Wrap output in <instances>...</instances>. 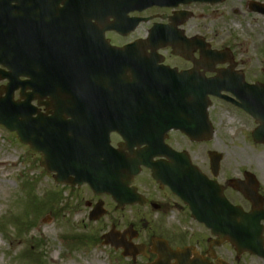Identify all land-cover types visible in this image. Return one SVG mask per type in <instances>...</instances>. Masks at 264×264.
Listing matches in <instances>:
<instances>
[{
	"label": "flooded vegetation",
	"instance_id": "1",
	"mask_svg": "<svg viewBox=\"0 0 264 264\" xmlns=\"http://www.w3.org/2000/svg\"><path fill=\"white\" fill-rule=\"evenodd\" d=\"M108 1L110 15L106 25L116 26L119 31L110 30L104 33V37L112 47L121 48L132 43H139V49L149 50L154 48L157 55V62L170 67L177 74L189 73L195 68V63H200L197 71L206 78L216 76L217 72L226 71L230 68V63L223 65H211L209 62H231L230 71L236 76L240 74L248 84H264V68L259 71V77L254 80L248 78L245 70V62H264V32L253 27L264 20V14L253 12L250 3L263 4L255 0H230L243 2L244 13L253 14L255 17H248V22L239 20L238 8H231L228 16L220 11L219 6L228 0H221L219 3H195L190 0H166L169 5L153 6L142 9V5L130 2H140L141 0H118L124 2L119 4L120 20L116 23L112 12L115 9L114 0ZM143 1V0H142ZM90 5H87V3ZM95 2V4H93ZM99 0H0V62H31L32 76L38 71V63L43 67V71L57 74L63 65V47L66 44V18L92 17L98 13ZM90 8L84 11V8ZM14 18L20 21L12 22ZM139 23L133 28L135 20ZM251 21V22H250ZM92 34L91 40H97L99 23L91 20ZM228 25H247L236 31ZM252 25V29L249 26ZM228 26V27H226ZM156 27L157 36L155 46L147 42L150 30ZM250 29V30H245ZM243 30V31H242ZM82 42V41H81ZM126 77L130 80L131 71L123 69ZM258 76V75H257ZM132 80V79H131ZM5 82H0V87ZM229 99H234L233 95L226 94ZM44 102L49 103V96L43 95ZM213 102L222 104L224 110L232 113L250 117L227 100L212 99ZM207 109V119L203 128L212 129V137L201 139L202 141H192L190 138L177 131H169L163 139V144L155 151L158 153L152 159L163 168L162 177L156 181L152 177L149 168L141 167L140 173L134 178L133 187L138 193L140 205L125 207L136 210L134 222L126 224L121 232L119 244L126 245L130 254L135 256L132 264H176L175 260H169L167 251L191 249L192 252L200 255L209 262L215 264L216 261H227L225 254L227 243L220 241L211 234L204 225L198 223L188 204L179 197L170 187V183L175 177L174 165L171 162V153H185L191 163L197 167L208 180L215 182L218 191L213 192L217 203L221 197L227 198L231 204L240 206L245 212L251 210L250 202L240 193L232 188L230 179L225 178L221 172L223 156L221 150L212 147L215 139L216 128H214L211 110ZM39 111L43 114L53 112L51 107H42ZM201 136V135H200ZM180 140L187 146H182ZM121 144L120 138L116 134H111V145L117 148ZM202 148L204 154L202 161H197V157L191 155L189 148ZM143 148V147H142ZM141 149V148H140ZM214 151L218 158V169L213 177L210 170L211 156ZM238 180L245 182L244 171L240 172ZM259 195L257 200L264 209V190L260 185L256 188ZM183 195L192 201L195 194L190 190H185ZM238 196L239 201L235 202L233 197ZM110 199L111 197L108 196ZM200 201V197H196ZM112 200V199H111ZM200 206L202 202L200 201ZM129 225L133 230H126ZM116 226V225H115ZM119 254L122 250H118ZM247 256V255H244Z\"/></svg>",
	"mask_w": 264,
	"mask_h": 264
},
{
	"label": "rangeland",
	"instance_id": "2",
	"mask_svg": "<svg viewBox=\"0 0 264 264\" xmlns=\"http://www.w3.org/2000/svg\"><path fill=\"white\" fill-rule=\"evenodd\" d=\"M242 5L241 1L228 0L217 8L225 13L224 16H228L231 8H238L239 20L248 22V17L255 16L245 14ZM257 21L259 23L253 28L264 32V20L260 18ZM228 26L236 31L248 27ZM249 28L252 29V25ZM245 65L251 81L261 77L259 71L264 68V62H245ZM211 105L216 108L211 110L216 128L211 148L221 150L223 176L234 178L242 170H247L264 190V146L254 144L250 139L254 122L224 110L219 102L212 101ZM180 144L187 146L183 140ZM189 149L191 155L205 165L203 149ZM39 159V155L20 144L15 134L0 126V162H3L0 166V264H52L53 255L58 250L54 264H131L100 241L88 240L81 244L72 237L99 238L112 224L118 229L125 228L127 222L134 221L136 210L117 212L107 197H96L85 186L80 189L56 185L52 176L39 166ZM233 199L239 201L238 196ZM86 201L91 205L102 201L106 216L96 223L88 222ZM46 217L49 219L43 222ZM225 258L237 264H264L263 260L250 256H241L235 261V253L229 246Z\"/></svg>",
	"mask_w": 264,
	"mask_h": 264
},
{
	"label": "water",
	"instance_id": "3",
	"mask_svg": "<svg viewBox=\"0 0 264 264\" xmlns=\"http://www.w3.org/2000/svg\"><path fill=\"white\" fill-rule=\"evenodd\" d=\"M131 51L133 52V54H135L134 50ZM141 58L144 61L145 57L142 56ZM146 59L149 58L147 57ZM8 67L11 68V66ZM26 74V71H23L18 75L14 74V79H18V76L20 75L25 77ZM194 77V82H191V86L189 89V91L194 92L193 111H191L190 113L181 114L171 112L169 115L172 118L168 122L170 124H168L167 129H165L168 130L170 128H174L193 138H195L197 135L196 123L198 118L202 117L204 119L202 126L203 124L205 125L206 107L209 105L208 96H220V92L224 90L221 80L222 77L220 78V80L218 78H214L211 80L198 79L197 74H195ZM11 83L12 82L10 81L8 85V87L10 88L8 89L7 87L8 90H5V96L3 98H0V125H3L10 132H15L19 137L20 142L24 145H27L31 151L39 152L42 154L41 165L48 172L56 173V175L54 176L55 181L57 183L64 182L70 184L71 186H73L75 183L81 184L82 182H87L96 194L110 193L108 188L112 187L117 189L118 183L112 182V180L119 177L118 172L115 171L114 174H111L108 168H106V172H103L104 169L98 166L99 164L103 163V161H100L102 157L92 159L91 162H93V164L88 163V167H85L84 170H81L82 167L80 163H85L87 161L83 159H91L96 154L100 156L101 152L97 151V143L85 146L82 142H78L85 141V136L81 139H79V136L72 137L73 132L77 130V128L73 126H78L80 120L69 123L62 121L61 119V116L65 114L66 109L73 106H77L80 108H103L106 105L104 103H96L94 100L91 102L90 98L84 95L80 96L78 98V101L75 102L76 99L74 100V98L70 97L67 93L62 94V92H60L59 89L56 88L51 89L53 92L51 93L50 106L54 109L53 118L44 119V116L38 115L37 118L39 119H32L35 112L30 105L31 99L27 95L23 94V90L27 88V83L20 84V100L16 102L13 101V91L16 90L17 87H11ZM106 87H108V85H106ZM152 87L156 92H159L160 95L163 94L162 96L169 100L176 99L177 95L181 94L182 91L177 90L173 85L171 86L169 84H159L156 80L154 81V85ZM70 90H75L80 93L89 91L86 86H82L80 88H66V91ZM184 90H186L187 92V88H185ZM242 91H248V94L242 93L240 95V99H249L250 103L239 105V107L250 114L260 124V126H258V128L255 129L252 134L254 142L264 143V108L255 107L251 102L253 96L251 97V95L249 94V92L252 91H260L264 93V88L258 87L256 85L254 87L249 86L247 87V89H244ZM259 97L262 96L259 95ZM160 98L163 99L162 97ZM174 104L177 105L176 102ZM179 115L190 117L188 118V120H185L181 119ZM192 117H194V120L192 119ZM88 123L92 124L93 121L88 120ZM103 131L104 128H97L95 139H99V136L100 134L102 135ZM117 131L120 130L117 129ZM104 133V138L102 139L104 141L103 145L105 146V149H108L107 135L109 133V130H106ZM85 147H87L86 149L88 150L84 151L83 149ZM128 148L131 147L128 146ZM145 155H147V161L149 162V154ZM215 162L216 164H214L212 170L214 172L217 169V161ZM141 163L143 162L138 161L137 163L131 165L129 168V165L124 166V168H127V173L123 175L124 178L131 181L132 177L136 173H138L137 169ZM82 171L85 172V174L82 173ZM122 171L123 170H121V172ZM73 172L77 173V175L73 174ZM71 175H73V180L69 179ZM245 177L247 179L246 184L236 182V185L234 187L252 203V213L244 214L240 208L233 207L229 203H225V206L221 205V208L219 209L217 204H211L210 196L207 195V192H204V194H206L207 196V199L205 198L206 205L204 209L200 208V210H198L196 218L200 220V222H203L205 226L211 230L212 234L219 237L221 241L226 240L227 242H229L235 248L237 256H240L242 253L247 252L264 258L262 226L260 225V221L264 220V211L262 212L257 209L258 203L254 195L256 184L253 181V176L250 174H245ZM177 178L178 180H180V177ZM195 180V183H190L189 186L185 182H180L177 186L178 191L181 192V189H186V187L195 189V191L198 187L200 189V180L202 179L195 178ZM208 186H210V184H208ZM207 187L206 189H204V191H208L209 188ZM211 188L214 189V186H212ZM114 192L116 193V191ZM111 193L114 194L113 192ZM130 197V202H132L133 197L131 196V194ZM114 198L118 203V206L121 207V205L123 204L121 200H119V198H121V195H118ZM194 210L196 209L194 208ZM103 213L104 212L101 210V205H98L90 214V219L98 220L103 215ZM189 256L190 253L187 251L182 254L173 253L170 255V260L175 259L176 264H209L206 260L198 257L197 255H194V258L192 260L189 259ZM216 264L226 263L217 262Z\"/></svg>",
	"mask_w": 264,
	"mask_h": 264
},
{
	"label": "bare ground",
	"instance_id": "4",
	"mask_svg": "<svg viewBox=\"0 0 264 264\" xmlns=\"http://www.w3.org/2000/svg\"><path fill=\"white\" fill-rule=\"evenodd\" d=\"M0 166H3V162H0ZM58 252H59V250L57 252H55L54 258L51 260L52 264H54L55 262H57V259H55V258L58 256ZM69 264H75V263H69Z\"/></svg>",
	"mask_w": 264,
	"mask_h": 264
}]
</instances>
